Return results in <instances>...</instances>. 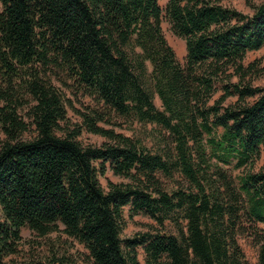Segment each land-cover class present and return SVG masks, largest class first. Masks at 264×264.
<instances>
[{
	"label": "trees",
	"instance_id": "trees-1",
	"mask_svg": "<svg viewBox=\"0 0 264 264\" xmlns=\"http://www.w3.org/2000/svg\"><path fill=\"white\" fill-rule=\"evenodd\" d=\"M158 1L0 0V264L22 228L45 235L58 224L93 264H140L138 247L145 264H248L236 236L264 225V168L232 178L222 165L246 168L264 151V84L245 81L264 73L245 64L264 47V0L247 1L250 13L224 0ZM163 19L184 40L183 62ZM59 72L94 100L76 112L100 145L66 126ZM111 113L164 127L173 147L151 152L105 128ZM107 168L128 181L102 186ZM174 172L188 189L163 188L157 173ZM125 206L157 229L122 238Z\"/></svg>",
	"mask_w": 264,
	"mask_h": 264
},
{
	"label": "rangeland",
	"instance_id": "rangeland-1",
	"mask_svg": "<svg viewBox=\"0 0 264 264\" xmlns=\"http://www.w3.org/2000/svg\"><path fill=\"white\" fill-rule=\"evenodd\" d=\"M247 1L257 3L260 0H224L225 3L245 13H250V7L247 5ZM159 5L164 8L167 0H159ZM163 33L169 45L173 48L177 59L183 62L185 56V43L183 38L175 35L170 30V25L166 19L161 23ZM256 62L258 67L264 65V47L255 50L248 51L245 55V64L250 62ZM258 68L257 71L252 72L246 76L245 81L252 85L264 84V73ZM57 88L61 90L65 96L70 100L72 108H67V122L65 123L69 129H73L79 126L80 132L77 139L84 145H100L105 138L87 132L81 125L80 116L76 111H86V106H94V100L75 91L71 85V81L65 77V74L58 73L56 80L54 81ZM231 100V99H230ZM229 100V101H230ZM156 106H160L157 97L154 98ZM105 128L113 129L117 133H121L130 137L133 140H138L145 147L150 149L151 152H163L167 153L169 149L173 147L169 132L162 126L152 123L138 122L132 117H125L115 113H111L109 122L102 123ZM4 138L3 133L0 131V140ZM228 175L235 178L238 174L245 171L252 170L257 171L264 168V151L261 150L259 156L254 162L241 169H233L230 165H222ZM157 176L166 190H172L176 188L188 189V182L177 172H174L171 176L157 173ZM111 182H127L128 179L114 175L112 171L107 168L104 175L100 177L102 186L106 187L107 183ZM124 226L121 232V237H131L132 235L145 232L154 231L157 229V223L147 215L134 214L129 215L128 207H124ZM246 230L237 233L236 239L241 251L248 264H258V252L259 247L264 243V225L261 223L255 224V227H249V223L245 224ZM165 229L168 232L177 234V230L166 220L164 222ZM21 239L17 246V251L13 254L7 255L3 258V264H16L28 259L34 258H47L53 255L62 256L67 259L69 264H93L92 259L89 257L87 249L82 244L78 243L72 237H69L63 232V226L58 224L57 230L51 231L45 235H39L38 233L24 227L20 232ZM137 258L140 264H145L144 252L142 248H137Z\"/></svg>",
	"mask_w": 264,
	"mask_h": 264
}]
</instances>
